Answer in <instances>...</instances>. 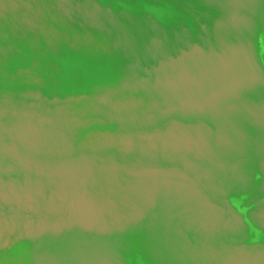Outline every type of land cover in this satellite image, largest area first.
Here are the masks:
<instances>
[{"label": "water", "instance_id": "obj_1", "mask_svg": "<svg viewBox=\"0 0 264 264\" xmlns=\"http://www.w3.org/2000/svg\"><path fill=\"white\" fill-rule=\"evenodd\" d=\"M0 264H264V0H0Z\"/></svg>", "mask_w": 264, "mask_h": 264}]
</instances>
